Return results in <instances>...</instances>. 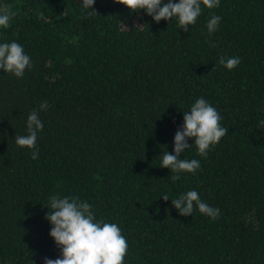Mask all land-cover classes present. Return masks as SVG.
I'll return each mask as SVG.
<instances>
[{"label":"trees","instance_id":"16d2710c","mask_svg":"<svg viewBox=\"0 0 264 264\" xmlns=\"http://www.w3.org/2000/svg\"><path fill=\"white\" fill-rule=\"evenodd\" d=\"M4 5L13 16L0 44L22 45L32 67L22 78L0 69V264L62 258L45 218L53 196H76L117 224L124 264H264V0L201 5L188 32L117 0H95L91 14L82 0ZM222 57L240 63L229 70ZM201 97L229 132L206 156L188 138L181 159L200 168L172 181L162 154H175L184 112ZM33 110L43 130L35 149L20 147ZM190 190L219 217L195 204L180 215L171 200Z\"/></svg>","mask_w":264,"mask_h":264},{"label":"clouds","instance_id":"9594fccd","mask_svg":"<svg viewBox=\"0 0 264 264\" xmlns=\"http://www.w3.org/2000/svg\"><path fill=\"white\" fill-rule=\"evenodd\" d=\"M118 3L127 6L132 12L140 9L146 10L153 20L159 23L162 19L169 21L173 17L178 18L179 28L185 32L189 26L196 23L201 15L202 7L212 9L219 6L220 0H117ZM95 0H82L85 9H91V13H97L92 9ZM9 5L0 7V27L10 26L13 13ZM221 17L213 15L207 23V30L213 33L217 30ZM220 63L227 69L232 70L240 63L238 57L225 60ZM32 67L31 58L25 54L22 45L13 41L0 44V69L4 72L13 73L17 78H22L25 70ZM47 101L40 104L41 110H47ZM222 117L203 97L197 99L191 106L190 112H184V124L174 136V153L162 154L161 167L170 168L173 175L172 181L179 179L175 173H195L200 168L197 159H181V154L191 145L188 138H195L194 144L200 156H206L211 146L217 144L229 129L220 124ZM264 125V121L260 122ZM43 123L39 119L37 110H33L27 118V136H17L15 143L20 147L29 149L36 148L38 132L43 130ZM38 150H34L32 158H38ZM165 201L169 199L167 194L161 196ZM172 205L182 216L192 215L194 204L202 214L215 220L220 215L218 208H213L203 202L195 190L182 194L177 199L171 200ZM50 211L45 218L50 221L52 228L50 236L58 247L61 248L62 258H44V264H124L128 251V241L122 235L121 228L115 223L98 221L92 211V205L81 202L76 196H53L46 205Z\"/></svg>","mask_w":264,"mask_h":264}]
</instances>
